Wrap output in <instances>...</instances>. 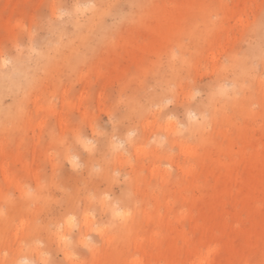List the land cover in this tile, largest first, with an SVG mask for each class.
<instances>
[{"label": "rangeland", "instance_id": "1", "mask_svg": "<svg viewBox=\"0 0 264 264\" xmlns=\"http://www.w3.org/2000/svg\"><path fill=\"white\" fill-rule=\"evenodd\" d=\"M10 80L15 87L0 95V210L12 225L8 243L0 241V264H44L45 257L47 264H79L90 258L88 246L103 264L121 249L122 264H163L156 257L166 248L162 231L152 241L141 230L137 239L122 233L126 246L117 249L104 240L117 231L94 202L137 220L141 208L150 216L158 210L185 245L196 244L188 219L195 212L185 201L204 185L192 154L200 141L226 146L229 138L235 160L239 149L245 156L264 151V0H0V82L13 86ZM218 84L226 94L213 101ZM200 116L205 128L191 135L187 123ZM125 130L131 145L120 135ZM109 135L116 151L102 155ZM60 143L70 161L61 159ZM21 191L38 200L24 203ZM227 209L217 220L238 248L243 222L235 213L250 217L238 206ZM71 211L74 227L56 243L45 230ZM21 219L25 232L15 235ZM41 223L47 228L29 240L26 230ZM246 256L255 264V250ZM232 264L242 263L234 257Z\"/></svg>", "mask_w": 264, "mask_h": 264}, {"label": "bare ground", "instance_id": "2", "mask_svg": "<svg viewBox=\"0 0 264 264\" xmlns=\"http://www.w3.org/2000/svg\"><path fill=\"white\" fill-rule=\"evenodd\" d=\"M209 40L210 37L206 38L207 42H209ZM15 68L16 69L13 74L19 73L18 67L15 66ZM9 83H13V86L7 85L5 81L0 82V95H4L6 90H12L13 87H15V81L12 82L10 80ZM211 91H214L211 95L214 96V98L211 99L213 101L214 99L216 100L217 96L215 95L223 93L226 94L225 88L220 84H218L214 90L211 89ZM231 99H233V102H236L233 95H231ZM2 110H5V108H3L0 99V112ZM205 125L206 122L204 121V117L200 116L199 120L187 123V130L191 135L200 134L204 130ZM127 133L128 130H125L120 135L123 140H126V142L131 145L133 143V139L127 137ZM74 138L79 141L76 133L74 134ZM225 139L227 141V145L223 146L216 143L214 138H204L200 141L195 151L192 152L194 158L202 168L197 180L201 178L204 180V185L198 186V190H192V196L187 198L185 201L188 209L195 212V215L190 214L188 219L192 227V232L196 235V244L188 243V245H185L182 232L172 228L168 220H162L158 210H155L154 215L150 216L144 208H141L138 211L140 219L137 220L134 217L127 218L128 216H126L125 210H121L120 207L113 205V203L105 205L102 201L97 200L94 204L102 213L108 214L109 221L112 223V228L117 231L114 238L107 235L108 237L104 240L106 242L113 240L114 247L121 249L126 246V238H121L122 233L129 234V236L132 235L134 236V239H137L139 238L138 232L141 230L146 233L147 239L149 238L152 241L153 234L158 236L159 234L161 235L162 231V240L166 243V248L162 254L156 255V257L159 258L163 264H232L234 257H237L239 263L247 264L246 255L251 250H255V264H260L262 256L259 249L264 246V209L260 206V203L264 202V151L262 150V152H255L249 156H245L242 150L239 149L236 153L239 155V159L235 160L229 149L231 140H229V138ZM211 145L215 147V151L213 152L209 150ZM85 148L87 151L91 150V147L89 146L85 145ZM186 148L189 151L192 150L189 146ZM115 149V145L110 140L109 135L104 138L102 146L99 150L102 155L106 152L113 155L116 151ZM221 156L225 158L221 159ZM60 157L63 160L70 159V154L68 153L67 146L64 143H60ZM91 159L93 158H86L88 167L91 166ZM212 165L218 166L220 171L218 173L214 172L211 168ZM107 171L108 170L103 169L102 172H100V175L104 174V178H106L108 175L106 173ZM233 190H237L236 198H233ZM167 191L168 190H166V192ZM135 192L137 194L141 193L143 198L148 197V194L143 190H134V193ZM26 195L25 191H21L20 198L24 201V203H26L27 199L34 202L38 200L37 193L36 195L30 194L32 198H27ZM123 197L127 198V196L124 195ZM155 199L156 198L153 199V201H155L154 205H158ZM168 202L170 201L168 200ZM130 203L133 204V201L131 200ZM227 205L240 207L239 211L241 213L247 212L250 217L248 223L247 220L241 219V214L235 213V215L239 217V220L243 222L238 232L240 238L242 239V243L238 248L233 246L230 237L224 231L226 222L217 220L218 215H228L232 212L227 209ZM7 212L4 214L0 210V241L2 245H5V242L8 243V241L5 240V233L7 232V228L12 225V223L10 224V222L7 221V218L9 217H7ZM117 212H120L121 215L117 216ZM73 213L74 211L65 214L51 229L47 228V225L42 226V223L40 225H34L30 227L29 230H26V236H28L29 240H32L38 231L47 228V231L45 230V232H48V234L50 233L49 235L52 236V239H54L56 243L64 241L66 236L64 229L66 230L67 228H71L67 222L69 217L73 218ZM144 220L145 225L143 226ZM83 221L85 229H89L90 221L87 213L84 215ZM125 221H128L131 233H128V228L125 227L126 224H124L126 223ZM13 225L15 235L18 231L21 233L22 231L25 232L24 219L19 220L17 226L16 224ZM178 239L182 240V247L180 248L177 247ZM78 242L80 241L76 238L74 243ZM30 248L31 246H28L26 249L28 256L32 255L29 253L31 250ZM88 253L90 258L85 260L78 259L77 261H79V264L104 263L103 259L96 257L95 250L90 246H88ZM123 253L124 251H122V249L119 251L117 250L115 252L116 256L114 255L115 258L113 257L110 259L112 263L122 264ZM181 254H184L183 260L181 259ZM64 256L65 259L69 261L73 258L69 250L65 251ZM146 264H149V262Z\"/></svg>", "mask_w": 264, "mask_h": 264}, {"label": "clouds", "instance_id": "3", "mask_svg": "<svg viewBox=\"0 0 264 264\" xmlns=\"http://www.w3.org/2000/svg\"><path fill=\"white\" fill-rule=\"evenodd\" d=\"M85 10H87V9H85ZM73 164H75V160H73ZM116 215L119 216V215H121V213L117 212ZM67 223L69 224L70 227H74L73 219L71 217H69ZM19 264H33V262L25 260V261H20ZM44 264H47L46 257H45V260H44Z\"/></svg>", "mask_w": 264, "mask_h": 264}, {"label": "snow or ice", "instance_id": "4", "mask_svg": "<svg viewBox=\"0 0 264 264\" xmlns=\"http://www.w3.org/2000/svg\"><path fill=\"white\" fill-rule=\"evenodd\" d=\"M169 103H170V101H169Z\"/></svg>", "mask_w": 264, "mask_h": 264}]
</instances>
